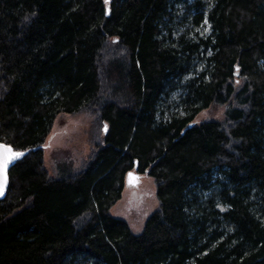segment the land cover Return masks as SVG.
Masks as SVG:
<instances>
[{
  "label": "trees",
  "instance_id": "trees-1",
  "mask_svg": "<svg viewBox=\"0 0 264 264\" xmlns=\"http://www.w3.org/2000/svg\"><path fill=\"white\" fill-rule=\"evenodd\" d=\"M63 114L89 149L48 167ZM0 142V264H264V0H0Z\"/></svg>",
  "mask_w": 264,
  "mask_h": 264
},
{
  "label": "rangeland",
  "instance_id": "rangeland-1",
  "mask_svg": "<svg viewBox=\"0 0 264 264\" xmlns=\"http://www.w3.org/2000/svg\"><path fill=\"white\" fill-rule=\"evenodd\" d=\"M205 33L209 34L208 25ZM222 116V108H209L202 111L194 123L218 119ZM92 118L88 114L60 115L57 117L53 129L43 144L45 161L51 167L53 161H65L73 159L78 162L80 155L88 152L85 132ZM122 198L111 209L113 216L125 220L135 232L141 231L142 225L150 213L157 207L155 187L153 181L147 176H139L135 179V185L126 184Z\"/></svg>",
  "mask_w": 264,
  "mask_h": 264
},
{
  "label": "snow or ice",
  "instance_id": "snow-or-ice-1",
  "mask_svg": "<svg viewBox=\"0 0 264 264\" xmlns=\"http://www.w3.org/2000/svg\"><path fill=\"white\" fill-rule=\"evenodd\" d=\"M105 3H108V0H105ZM23 155L24 153L14 151L11 146L0 143V194H2V189L7 184L8 165ZM129 178L130 180L135 179L131 173H129Z\"/></svg>",
  "mask_w": 264,
  "mask_h": 264
},
{
  "label": "water",
  "instance_id": "water-1",
  "mask_svg": "<svg viewBox=\"0 0 264 264\" xmlns=\"http://www.w3.org/2000/svg\"><path fill=\"white\" fill-rule=\"evenodd\" d=\"M1 143V142H0ZM6 145V144H5ZM12 166V162L8 165V169H7V184L3 187L2 189V194H0V199L4 198V196L6 195V191H7V188H8V173H9V170ZM132 174L133 177H136L137 174L133 173V172H130ZM130 179L129 178V174L127 176V180Z\"/></svg>",
  "mask_w": 264,
  "mask_h": 264
},
{
  "label": "crops",
  "instance_id": "crops-1",
  "mask_svg": "<svg viewBox=\"0 0 264 264\" xmlns=\"http://www.w3.org/2000/svg\"><path fill=\"white\" fill-rule=\"evenodd\" d=\"M127 176H128V175H127ZM135 179H136V178H135ZM135 179H132V180L128 179V180H127V177H126V180H125V181L127 182L126 184H132V185H135Z\"/></svg>",
  "mask_w": 264,
  "mask_h": 264
}]
</instances>
